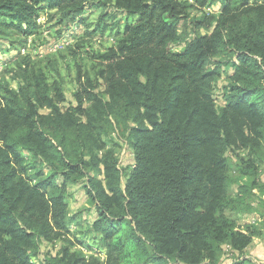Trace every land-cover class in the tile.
Segmentation results:
<instances>
[{
    "label": "trees",
    "instance_id": "1",
    "mask_svg": "<svg viewBox=\"0 0 264 264\" xmlns=\"http://www.w3.org/2000/svg\"><path fill=\"white\" fill-rule=\"evenodd\" d=\"M209 1L0 0V26L25 35L44 9L73 21L96 7L91 33L118 12L131 18L95 66L78 65L66 109L63 83L30 55L11 70L18 88L0 77V264H35L32 252L58 240L42 264H252L245 251L262 221L232 215L264 187V0H219V14L192 18ZM225 66L234 71L219 106ZM123 144L134 158L126 168ZM72 185L95 210L88 233L105 260L69 236Z\"/></svg>",
    "mask_w": 264,
    "mask_h": 264
},
{
    "label": "rangeland",
    "instance_id": "2",
    "mask_svg": "<svg viewBox=\"0 0 264 264\" xmlns=\"http://www.w3.org/2000/svg\"><path fill=\"white\" fill-rule=\"evenodd\" d=\"M189 1L196 3V0ZM221 6L222 3L219 0H210L205 7L196 5L197 8L192 11V18L199 19L205 14H219ZM98 17L96 7L92 6H87L84 13L73 21L68 19L63 21L61 16L57 15L54 10L44 9L39 14V28L32 34L25 35L16 28L0 26V77L5 76L10 79L13 86L18 88L19 81L12 79L11 70L17 66L24 55H30L44 69L47 78L51 82L60 81L63 83L67 100L62 104V107L66 109V107L76 104L73 94L77 88L78 65H82L85 70L95 66L97 60L92 55L94 53H104L109 47L117 44L123 36L126 23L131 20L126 14L118 12L116 17L108 20V25L104 31L97 30L91 33L95 28ZM2 20L4 19H0L1 23ZM186 26L189 33L193 35L195 30L192 21H189ZM210 30L202 28L200 32L206 34ZM73 51L77 55H74ZM233 71L234 68L231 66L223 67L222 76L215 82L214 94L219 106H223L225 103L223 87L228 83L230 73ZM103 88L104 86L99 87L100 90ZM119 154L123 161V167L126 168L134 163L133 151L130 147L124 145L119 150ZM236 154L239 153L232 151L229 153L231 158L230 174L239 177L238 165L240 160ZM240 154L245 156V153ZM261 162L259 163V173L264 182V162ZM236 189L237 185L234 183L230 189L232 196L235 194ZM254 191L255 195L251 196V201H249L250 207L242 209L241 212L234 213L232 216L237 218L241 225L262 221L261 227L264 228V187L261 189L256 188ZM70 195V209L71 213L76 216V220L71 225L69 236L75 240L78 247L82 248L86 254L94 253L105 260L106 253L99 251L98 242L93 239L92 233H88L91 222L89 219L96 217V213L87 200L83 185H72ZM254 238L253 244L246 248V257L253 259L252 264H264V231ZM79 241H83L86 245L81 244ZM42 243L39 255L32 252L31 259L35 264H42L41 260L49 252L56 254L63 242L58 240L55 242L43 241ZM224 248L225 259L229 263L232 261L229 247L225 246Z\"/></svg>",
    "mask_w": 264,
    "mask_h": 264
}]
</instances>
